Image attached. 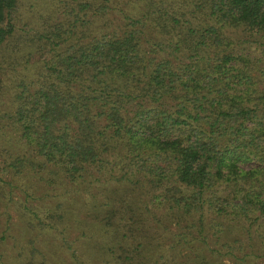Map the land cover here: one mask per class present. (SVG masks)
I'll return each mask as SVG.
<instances>
[{
	"label": "trees",
	"instance_id": "1",
	"mask_svg": "<svg viewBox=\"0 0 264 264\" xmlns=\"http://www.w3.org/2000/svg\"><path fill=\"white\" fill-rule=\"evenodd\" d=\"M23 2L0 0V246L10 201L38 231L11 264L69 229L74 264H264V0H50L32 35ZM63 177L75 214L31 191Z\"/></svg>",
	"mask_w": 264,
	"mask_h": 264
},
{
	"label": "rangeland",
	"instance_id": "2",
	"mask_svg": "<svg viewBox=\"0 0 264 264\" xmlns=\"http://www.w3.org/2000/svg\"><path fill=\"white\" fill-rule=\"evenodd\" d=\"M26 4H24L18 8L17 14H16V23L18 26V29L20 32L26 34L32 35L33 32H36L37 28H41V26L37 27L38 24H35L38 22V17L35 14H39V12H43L42 10L44 8L48 7L50 0H25ZM31 5L32 8L29 6ZM36 9L38 12L34 13L32 10ZM50 8H48L49 10ZM33 47V46H32ZM178 55L180 52H177ZM41 54V53H40ZM35 55V54H34ZM33 56V55H32ZM44 56V55H43ZM3 143V141H2ZM47 173V172H45ZM31 179H36L38 177H35V175H32L31 171ZM29 179V178H28ZM30 180V179H29ZM71 188V183L68 182L66 178L59 179L57 183H55L54 186L47 185L43 182V180H39L38 184L32 188V192L37 198H41V200H38L36 202H44L46 200L47 203L54 202L55 200L64 202L66 207L69 208L70 212L72 214H75L76 208H79L81 205V200L86 198V193L83 189L81 190H75V192L68 189ZM67 191V192H66ZM17 194L13 193L14 199H16ZM80 197L79 202L77 199ZM9 211L11 213V219L12 222L11 226V233L13 235V238L8 239V242H5L6 245L0 246V263L1 264H11L15 258L18 257V248L21 247V244L25 247L26 245V251L30 245V242L25 243V241L28 240L29 237H33V234L35 231L38 230H30L27 231V233L21 231L22 224L18 219V210H16L17 206L15 202L10 201L9 202ZM3 209V208H1ZM79 213V212H78ZM4 217L2 216V220L4 222ZM2 227V226H1ZM22 232V233H20ZM42 233L36 237L37 239H43L45 232L41 231ZM77 233L75 232V229H69V232L66 233L67 237V244L66 248L62 247L63 245L59 240L54 238H47V242L44 240V248L42 249L43 253H45L46 257L50 260L52 264H74L73 258L70 255V252L67 249H72L73 247H76L78 251H80V255H87L89 252L87 248V242L83 239H76ZM17 236H21V239L14 238ZM58 238V237H57ZM13 239H16L13 240ZM80 240V241H79ZM38 244V242H37ZM36 244V245H37ZM67 245H70V247H67Z\"/></svg>",
	"mask_w": 264,
	"mask_h": 264
}]
</instances>
